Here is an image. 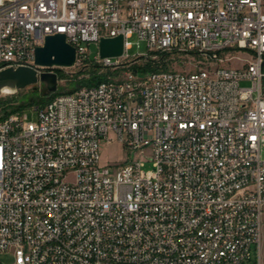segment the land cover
<instances>
[{
  "label": "built area",
  "instance_id": "2783aa9c",
  "mask_svg": "<svg viewBox=\"0 0 264 264\" xmlns=\"http://www.w3.org/2000/svg\"><path fill=\"white\" fill-rule=\"evenodd\" d=\"M57 33L75 64L122 74L57 88L33 105L37 121L0 110V252L14 264H262L264 0H0V70L54 72L35 57ZM118 35L123 54L101 57ZM133 36L195 68H134L148 52L130 54ZM103 141L140 154L101 165Z\"/></svg>",
  "mask_w": 264,
  "mask_h": 264
},
{
  "label": "rangeland",
  "instance_id": "374dc122",
  "mask_svg": "<svg viewBox=\"0 0 264 264\" xmlns=\"http://www.w3.org/2000/svg\"><path fill=\"white\" fill-rule=\"evenodd\" d=\"M133 46L130 49V54L143 55L148 52V47L145 41H141L137 36L131 38ZM97 45L91 44L90 50L92 56L97 53ZM238 64V63H237ZM150 65L149 69L153 68H176V69H194L195 65L191 61L190 57L184 56L177 52H161L150 51L148 52V58H138L133 64L134 68L144 69L145 66ZM54 72L58 74L60 83L58 85V91L63 89H71L82 82L90 79L94 73L108 76H117L122 74V70H115L113 68H104L100 64L94 62H85L80 64H74L73 66H56L53 68ZM126 69V68H125ZM147 70V69H146ZM139 75H143V72H139ZM242 84L248 85L249 82H243ZM54 92L47 89L45 82H38L36 84L27 86L23 89L9 91L0 90V110L11 111L16 108H23L27 114V119L30 121H37L39 117L38 110L33 107L38 101L48 99ZM140 153H132L125 148V146L118 141L106 142L103 141L101 145V165H109L112 167L116 164L123 163L126 160L139 156ZM262 156L264 157V149L262 150ZM145 169L153 168L152 161L145 162ZM261 261L264 264V216H263V231L261 241ZM251 261L258 260V251L256 244L252 247ZM1 264H14V257L10 251L0 252Z\"/></svg>",
  "mask_w": 264,
  "mask_h": 264
},
{
  "label": "water",
  "instance_id": "95a60500",
  "mask_svg": "<svg viewBox=\"0 0 264 264\" xmlns=\"http://www.w3.org/2000/svg\"><path fill=\"white\" fill-rule=\"evenodd\" d=\"M124 52V37L102 38L100 41L101 57L119 56ZM76 48L66 41L63 33L48 35L45 43L37 47L35 63L41 66H73L76 62ZM45 82L47 89L55 92L58 88V74L42 71L36 67L21 65L0 70V90L9 87L13 90L23 89L38 82Z\"/></svg>",
  "mask_w": 264,
  "mask_h": 264
},
{
  "label": "trees",
  "instance_id": "16d2710c",
  "mask_svg": "<svg viewBox=\"0 0 264 264\" xmlns=\"http://www.w3.org/2000/svg\"><path fill=\"white\" fill-rule=\"evenodd\" d=\"M150 67H151L150 65H147V66H145V68H144L143 70L149 69ZM106 78H107L106 75H101V74H98V73H94V75L91 76L90 79H88V80L85 81V82H82L81 84H87V85H89V84H96V83H98V82H100V81H102V80H104V79H106ZM53 94H54V93H53ZM46 100H47V99H46ZM46 100L38 101L37 104L43 103V102H45ZM17 109H18V108L13 109V110H11V111H14V110H17ZM19 109H22V108H19ZM6 112H9V111H6Z\"/></svg>",
  "mask_w": 264,
  "mask_h": 264
},
{
  "label": "bare ground",
  "instance_id": "6f19581e",
  "mask_svg": "<svg viewBox=\"0 0 264 264\" xmlns=\"http://www.w3.org/2000/svg\"><path fill=\"white\" fill-rule=\"evenodd\" d=\"M110 57H119V56H110ZM3 91H9V92H11V91H13V89H11L9 87H5V88L2 89V92Z\"/></svg>",
  "mask_w": 264,
  "mask_h": 264
}]
</instances>
